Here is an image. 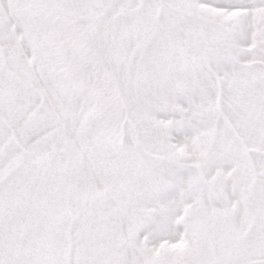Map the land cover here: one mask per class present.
<instances>
[{
	"label": "snow or ice",
	"instance_id": "6c2138e0",
	"mask_svg": "<svg viewBox=\"0 0 264 264\" xmlns=\"http://www.w3.org/2000/svg\"><path fill=\"white\" fill-rule=\"evenodd\" d=\"M0 264H264V0H0Z\"/></svg>",
	"mask_w": 264,
	"mask_h": 264
}]
</instances>
